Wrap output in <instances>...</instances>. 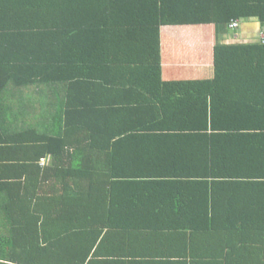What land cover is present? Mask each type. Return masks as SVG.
Listing matches in <instances>:
<instances>
[{
  "label": "trees",
  "instance_id": "16d2710c",
  "mask_svg": "<svg viewBox=\"0 0 264 264\" xmlns=\"http://www.w3.org/2000/svg\"><path fill=\"white\" fill-rule=\"evenodd\" d=\"M223 84L264 85V0H0V264H264V106L215 124Z\"/></svg>",
  "mask_w": 264,
  "mask_h": 264
},
{
  "label": "crops",
  "instance_id": "0c3cea01",
  "mask_svg": "<svg viewBox=\"0 0 264 264\" xmlns=\"http://www.w3.org/2000/svg\"><path fill=\"white\" fill-rule=\"evenodd\" d=\"M239 38L235 36L234 39H231L230 37L222 38L221 43H229V42H236ZM256 42V41H255ZM219 88H216V86H212L211 89L205 87H193L189 90L193 91V97L200 100L204 98V95L202 92H210L211 94L207 96L208 98V105L214 106L215 111L219 108H223L224 106H233V107H240L242 105L244 108L242 111H237L236 108H234L236 111L230 112L226 114V117L224 114L213 116L212 122L215 124H220L223 126L230 125V124H241L245 122V114H250L252 116L251 121H254V119H260V111L262 107L264 106V85H262L260 88L255 89L252 88L251 90H248V94H242L243 89H245L247 86L246 84H223L219 85ZM200 90V94H197L196 92ZM219 92L217 93V91ZM213 91L216 93L213 94ZM211 96V97H210ZM235 100V101H234ZM194 101V102H195ZM234 101V102H233ZM253 107V109H252ZM246 110V111H245ZM230 115V116H229ZM249 119V118H248ZM214 120V121H213ZM176 168V167H175ZM186 168V172L191 173L196 171L197 167L191 168V167H180L176 168V171H180ZM198 169V168H197ZM173 171V170H172ZM200 172V169H198ZM88 263V261H87Z\"/></svg>",
  "mask_w": 264,
  "mask_h": 264
},
{
  "label": "rangeland",
  "instance_id": "374dc122",
  "mask_svg": "<svg viewBox=\"0 0 264 264\" xmlns=\"http://www.w3.org/2000/svg\"><path fill=\"white\" fill-rule=\"evenodd\" d=\"M239 32H241L240 34H238L241 35V38L238 37L240 41H245L247 43L255 42L256 39L262 36L259 23H241Z\"/></svg>",
  "mask_w": 264,
  "mask_h": 264
},
{
  "label": "built area",
  "instance_id": "2783aa9c",
  "mask_svg": "<svg viewBox=\"0 0 264 264\" xmlns=\"http://www.w3.org/2000/svg\"><path fill=\"white\" fill-rule=\"evenodd\" d=\"M236 26V25H235ZM233 27H234V25H233Z\"/></svg>",
  "mask_w": 264,
  "mask_h": 264
}]
</instances>
